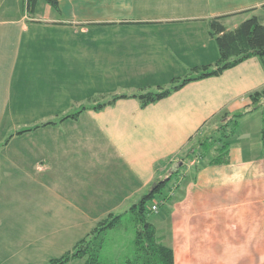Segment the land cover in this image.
Returning a JSON list of instances; mask_svg holds the SVG:
<instances>
[{
	"label": "crops",
	"instance_id": "obj_1",
	"mask_svg": "<svg viewBox=\"0 0 264 264\" xmlns=\"http://www.w3.org/2000/svg\"><path fill=\"white\" fill-rule=\"evenodd\" d=\"M56 1L0 0V264H50L175 172L151 222L174 263L264 264V58L133 97L214 68L209 21L264 25V0Z\"/></svg>",
	"mask_w": 264,
	"mask_h": 264
},
{
	"label": "trees",
	"instance_id": "obj_2",
	"mask_svg": "<svg viewBox=\"0 0 264 264\" xmlns=\"http://www.w3.org/2000/svg\"><path fill=\"white\" fill-rule=\"evenodd\" d=\"M47 3L57 6L56 0H45ZM37 0H28L27 5L29 11H33ZM226 17L215 18L209 21V34L215 40L219 49V59L214 68L210 66H203L193 69V73L199 75L195 78H186L182 82L176 79L172 82V87L165 89L159 87L156 92H148L143 95L133 96L139 99L142 107L156 103L164 98H167L174 92L180 90L185 85L193 81L206 79L209 77L220 76L225 71L234 68L242 62L252 58H264V25L253 17L238 28L228 31L222 23ZM262 93H254L250 98L256 103ZM128 98V96L115 97L107 104L112 105L119 99ZM107 104L98 105L96 110L106 107ZM247 114V113H246ZM245 113L234 115L226 119L225 116L220 125H218L221 136L212 139L207 138L205 141L210 150L214 143L220 142L221 146L216 149L212 160L206 161L207 164L217 165L227 162V156L230 151V144L225 141L231 137L226 135L225 130L231 128V132L236 129L239 119ZM72 118H76L73 116ZM199 146H202L199 143ZM194 147L191 148V150ZM195 150V149H194ZM190 155L195 156V151L189 152ZM199 170L200 166H196ZM180 172L170 175L165 180H157L151 189V192L144 196L138 203L134 204L128 211L122 214L111 213L97 223L95 229L89 233L83 240L78 242L72 250L64 254L61 258L52 260L50 264H68L73 260H83L84 264H115L110 262L105 257V236L109 230L120 227L123 222L128 221L134 225L136 229L135 251L134 255L127 259L124 264H175L173 250L164 245L162 238L158 236L156 227L150 221V214L153 213L148 204L154 200L165 201L168 196H164L165 187L171 183L173 177Z\"/></svg>",
	"mask_w": 264,
	"mask_h": 264
},
{
	"label": "rangeland",
	"instance_id": "obj_3",
	"mask_svg": "<svg viewBox=\"0 0 264 264\" xmlns=\"http://www.w3.org/2000/svg\"><path fill=\"white\" fill-rule=\"evenodd\" d=\"M101 97H97L96 100H100ZM215 125L211 123L210 126ZM218 127V124L216 125ZM214 127V128H216ZM215 138L221 136L220 133L213 134ZM162 204L163 201L156 202L155 204ZM153 202H150L148 206H152ZM157 219L155 213L150 214L151 222H154ZM135 238H136V229L134 225L128 221L123 222V224L113 230H109L105 236L106 248H105V257L110 260V262L115 264H124V262L134 255L135 251Z\"/></svg>",
	"mask_w": 264,
	"mask_h": 264
},
{
	"label": "built area",
	"instance_id": "obj_4",
	"mask_svg": "<svg viewBox=\"0 0 264 264\" xmlns=\"http://www.w3.org/2000/svg\"><path fill=\"white\" fill-rule=\"evenodd\" d=\"M158 208H159V204H155L152 206V211L156 213L158 211Z\"/></svg>",
	"mask_w": 264,
	"mask_h": 264
}]
</instances>
